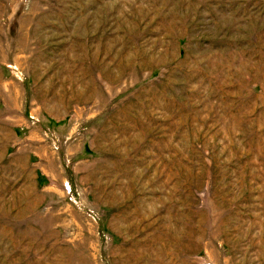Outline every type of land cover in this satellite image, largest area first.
I'll use <instances>...</instances> for the list:
<instances>
[{"label":"rangeland","instance_id":"obj_1","mask_svg":"<svg viewBox=\"0 0 264 264\" xmlns=\"http://www.w3.org/2000/svg\"><path fill=\"white\" fill-rule=\"evenodd\" d=\"M0 264H264V0H0Z\"/></svg>","mask_w":264,"mask_h":264}]
</instances>
